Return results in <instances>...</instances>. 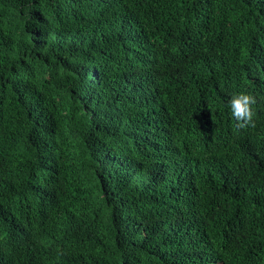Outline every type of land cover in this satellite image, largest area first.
<instances>
[{
  "label": "trees",
  "instance_id": "1",
  "mask_svg": "<svg viewBox=\"0 0 264 264\" xmlns=\"http://www.w3.org/2000/svg\"><path fill=\"white\" fill-rule=\"evenodd\" d=\"M0 264H264V0H0Z\"/></svg>",
  "mask_w": 264,
  "mask_h": 264
},
{
  "label": "clouds",
  "instance_id": "2",
  "mask_svg": "<svg viewBox=\"0 0 264 264\" xmlns=\"http://www.w3.org/2000/svg\"><path fill=\"white\" fill-rule=\"evenodd\" d=\"M255 103V99L244 92L235 93L229 100V107L232 117L237 121V127L244 128L252 122L251 106Z\"/></svg>",
  "mask_w": 264,
  "mask_h": 264
}]
</instances>
